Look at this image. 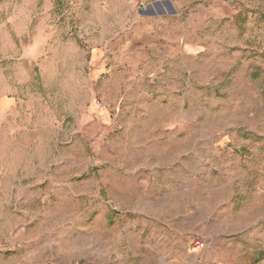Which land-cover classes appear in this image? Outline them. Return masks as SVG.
Here are the masks:
<instances>
[{
	"label": "rangeland",
	"instance_id": "rangeland-1",
	"mask_svg": "<svg viewBox=\"0 0 264 264\" xmlns=\"http://www.w3.org/2000/svg\"><path fill=\"white\" fill-rule=\"evenodd\" d=\"M133 221L264 264V0H0V264H134Z\"/></svg>",
	"mask_w": 264,
	"mask_h": 264
},
{
	"label": "crops",
	"instance_id": "crops-1",
	"mask_svg": "<svg viewBox=\"0 0 264 264\" xmlns=\"http://www.w3.org/2000/svg\"><path fill=\"white\" fill-rule=\"evenodd\" d=\"M148 198H155V200H162V195L159 194L157 196ZM132 224V231L130 237H128L127 245L125 246L127 249L131 250V255L137 257L138 262L134 264H167L166 253L172 248L176 243V236L173 235L170 231H167L164 228L163 232H160L158 235L154 236L152 232L148 229V226H142L140 228H136V224L134 221ZM128 228V225H125ZM128 232L129 230L126 229ZM147 231L142 237V233ZM155 252L152 255L150 252ZM92 264H96L95 258L91 257L87 259ZM124 261L119 264H124ZM103 264V262H100ZM127 264H133L128 262Z\"/></svg>",
	"mask_w": 264,
	"mask_h": 264
},
{
	"label": "built area",
	"instance_id": "built-area-1",
	"mask_svg": "<svg viewBox=\"0 0 264 264\" xmlns=\"http://www.w3.org/2000/svg\"><path fill=\"white\" fill-rule=\"evenodd\" d=\"M194 244L195 246L200 247L202 246V241H200L199 239H196Z\"/></svg>",
	"mask_w": 264,
	"mask_h": 264
}]
</instances>
